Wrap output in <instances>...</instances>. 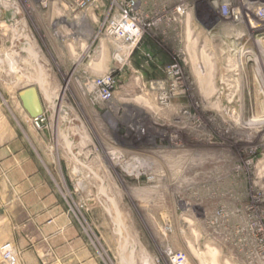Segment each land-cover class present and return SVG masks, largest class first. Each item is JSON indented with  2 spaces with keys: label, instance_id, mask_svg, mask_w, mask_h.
I'll return each instance as SVG.
<instances>
[{
  "label": "rangeland",
  "instance_id": "rangeland-1",
  "mask_svg": "<svg viewBox=\"0 0 264 264\" xmlns=\"http://www.w3.org/2000/svg\"><path fill=\"white\" fill-rule=\"evenodd\" d=\"M145 1L158 12L164 3H180L172 19H183L186 64L177 76L188 88L180 98L187 106L160 105L163 94L155 84L166 80L169 63L155 72L145 67L147 40L168 61L175 56L173 42L164 46L145 34L128 61L118 63L98 22L76 26L81 20L61 16L56 2L0 0V264H47L37 250L46 238L42 226L52 217L9 213L11 191L5 187L11 169L40 162L61 183L67 215L94 264H264V0L254 6L250 0ZM96 2L99 22L120 4ZM94 56V63L108 60V70L122 66L111 74L109 102L91 101L87 90L88 81L105 72L80 70ZM132 58L142 66H132ZM127 83L135 89L124 90ZM31 85L44 101L39 128L18 96ZM156 114L158 125L149 117ZM161 114L205 116L211 141L232 150L205 156L207 165L225 173L224 185L171 178L143 185L123 171L120 150L136 133L134 120L154 135L164 129ZM149 142L143 137L129 146L139 147L145 154L136 157L148 160ZM7 243L13 260L3 253Z\"/></svg>",
  "mask_w": 264,
  "mask_h": 264
},
{
  "label": "flooded vegetation",
  "instance_id": "flooded-vegetation-1",
  "mask_svg": "<svg viewBox=\"0 0 264 264\" xmlns=\"http://www.w3.org/2000/svg\"><path fill=\"white\" fill-rule=\"evenodd\" d=\"M146 56L148 61H146V64L150 66L154 65L158 69L165 67L164 65H167V63H169V67L178 65L179 68L181 67L182 63H185L184 54L180 55L179 57L174 56L172 58L173 61H168V58L162 55L159 57H163L167 60H160V58L152 52ZM185 85L186 84L184 81H182L172 88H161L162 94L165 95V97L160 99V105L173 106L175 104L174 106H187L190 104V102L186 101L184 103L180 99L184 95L183 93L185 92L186 88ZM142 87L147 86L146 84H143ZM198 103H202V100H200ZM157 104H159V102ZM156 115L157 116L151 115L149 117L155 125H158L157 119L160 118V114ZM161 116L163 115L161 114ZM163 119V123L165 124H163L162 127H164V129L154 135H147L144 132L143 128L145 125L142 126L141 119H133L135 123L133 124L134 126H129H133L132 129L135 128L136 133H130V135L126 137V146L120 150V155L124 161V167L122 168L123 171H125L128 176H134L135 180H137L139 184L143 185H145L146 182L151 185V182H155L160 179L167 181L169 178H171L173 183H175V181L178 179H181L182 182L195 185L202 184L213 187H221L224 185L225 182L223 181V178H226L225 173H222V169L219 165H207L206 163L210 162V160H208L210 157L205 156L230 153L232 150L229 147H219L217 144H215V142L211 141L214 136L210 131H207L208 126L205 125L207 122L205 121L207 120L205 116L203 114L197 116H192L190 114L179 118L163 116ZM168 127L170 128L168 129ZM157 128L158 127L156 126L155 130ZM216 134L219 136L218 133ZM143 137L150 139L149 145L145 147L148 149L147 154H150V156L148 155V160L144 159V157H136V155L140 156L145 154L140 151L141 149L139 147L132 148L129 146L131 142L137 141V139ZM129 139H131V142ZM192 143H195V145H191ZM124 154L125 156L128 155L130 157H127L128 159H126ZM193 155H195V157ZM135 159L138 160V164L134 163ZM195 168L197 170L193 171L192 169ZM146 170L148 171V174ZM141 175H146V178L141 179Z\"/></svg>",
  "mask_w": 264,
  "mask_h": 264
},
{
  "label": "built area",
  "instance_id": "built-area-1",
  "mask_svg": "<svg viewBox=\"0 0 264 264\" xmlns=\"http://www.w3.org/2000/svg\"><path fill=\"white\" fill-rule=\"evenodd\" d=\"M47 1L58 3L57 10L61 12V16L71 17L73 20L80 19V22L89 25L98 22V27L104 32L103 35L110 38L114 46L112 55L118 63L123 60L128 61L145 34L161 41L164 46L169 47L168 44L173 42L175 56L179 57L184 54L183 19L173 20L171 12L173 10L166 3L162 4V12H158L152 7L155 4L149 8L145 0H120L117 12L111 16L106 14V18L99 22L95 15V8L98 7L96 0H63L64 3L61 0H41V4L44 6ZM99 45L101 46V43ZM116 70H122V66H112L103 75L88 81L87 90L91 101H109L113 98L115 80L111 74ZM179 72L178 65L170 66L166 69L168 75L166 80L159 81L156 85L160 88L174 87L182 82L181 77L177 76ZM164 97L165 95L162 96V98ZM32 120L39 128L44 121L43 114L32 118ZM2 249L7 260L14 259L11 244H5Z\"/></svg>",
  "mask_w": 264,
  "mask_h": 264
},
{
  "label": "crops",
  "instance_id": "crops-1",
  "mask_svg": "<svg viewBox=\"0 0 264 264\" xmlns=\"http://www.w3.org/2000/svg\"><path fill=\"white\" fill-rule=\"evenodd\" d=\"M148 39L151 40L150 37ZM147 43L150 51L158 57L166 54L164 50L156 48L148 40ZM97 59L98 56H94L90 62L81 63L80 70L84 73L106 72L110 66L108 60H99L94 63L93 60ZM132 60V66H142L138 59L132 58ZM145 67L149 69V72H155L154 65L146 64ZM134 89L133 83L124 85V90ZM38 93L44 107L39 90ZM10 171L9 179L5 182V187L11 191L8 212L16 214L15 211L19 209L18 211L24 214H40L39 217L42 218L52 217L51 223L42 226V234L46 238L42 244H38V255L43 256L41 260L47 264H94L90 248L80 234L78 225L70 221L67 215L71 213L64 201L61 183L50 174L48 166L40 162L36 165L27 164L26 168L21 167L20 171L14 169ZM51 252L55 255L53 258L50 257Z\"/></svg>",
  "mask_w": 264,
  "mask_h": 264
},
{
  "label": "water",
  "instance_id": "water-1",
  "mask_svg": "<svg viewBox=\"0 0 264 264\" xmlns=\"http://www.w3.org/2000/svg\"><path fill=\"white\" fill-rule=\"evenodd\" d=\"M18 96L20 98L23 109L28 113L31 118L37 117L43 114V106L35 86H28L19 91Z\"/></svg>",
  "mask_w": 264,
  "mask_h": 264
},
{
  "label": "bare ground",
  "instance_id": "bare-ground-1",
  "mask_svg": "<svg viewBox=\"0 0 264 264\" xmlns=\"http://www.w3.org/2000/svg\"><path fill=\"white\" fill-rule=\"evenodd\" d=\"M248 3L247 4H250V5H252V6H254V4H257L258 3V1L257 0H250V1H247ZM185 3H187V2H185ZM188 4V3H187ZM179 5H180V3L178 4H176V7H174V8H171V10H173V11H171V12H177L178 10V7H179ZM183 9H185L184 7H183ZM178 17V20H180V15H177ZM174 23V22H173ZM180 23V22H179ZM79 24H83L82 22H76V26H79ZM182 25H183V23H182ZM263 26H264V24H262ZM86 27V26H85ZM90 32H91V30H90ZM263 44H264V40H263ZM101 47H102V43H101ZM108 71V70H107ZM163 101V100H162ZM145 264V263H144Z\"/></svg>",
  "mask_w": 264,
  "mask_h": 264
}]
</instances>
